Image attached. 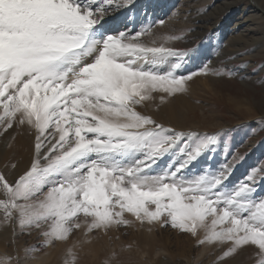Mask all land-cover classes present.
I'll return each instance as SVG.
<instances>
[{"label":"snow or ice","instance_id":"obj_1","mask_svg":"<svg viewBox=\"0 0 264 264\" xmlns=\"http://www.w3.org/2000/svg\"><path fill=\"white\" fill-rule=\"evenodd\" d=\"M106 10L93 0H0V129L18 119L36 131L30 169L13 183L0 174L3 220L22 229L50 222V243L79 228L80 213L93 217L89 231L127 225L130 213L193 236L203 228L201 244L232 242L225 256L254 246V264H264V201L254 202L252 188L223 192L227 168L180 175L216 136L176 132L137 111L154 92H185L196 73L180 75L176 52L140 42L152 25L111 34ZM173 150L176 162L152 173Z\"/></svg>","mask_w":264,"mask_h":264},{"label":"rangeland","instance_id":"obj_2","mask_svg":"<svg viewBox=\"0 0 264 264\" xmlns=\"http://www.w3.org/2000/svg\"><path fill=\"white\" fill-rule=\"evenodd\" d=\"M151 1L93 0L107 9L105 13L116 5V9L131 11L134 6L149 5ZM257 5L264 11V0H168L167 9L160 16L148 17L140 10L128 12L123 21L131 19L134 25L120 26L113 33L135 34L152 25L139 37L140 42L176 52L177 56L171 59L180 63V75L196 73L187 81V92H183L186 97L179 98L184 95L181 93L168 96L154 92L137 106V111L165 128L216 136L214 149L203 153L180 175L198 179L227 168L221 190L233 192L247 183L254 202L264 201V12L253 8ZM161 20L163 24L159 23ZM205 67L208 72L202 74ZM161 96H165L163 101ZM35 144V129L18 119L7 131L0 129V145L6 154H11L8 161L0 164V174L11 166L9 183L30 169L36 158ZM27 146L30 160L20 172L18 163ZM46 148L47 144L41 151ZM180 155L173 150L153 165L151 172L162 173ZM5 198L0 189V199ZM124 218L127 225L89 231L93 217L80 213L73 218L79 228L73 227L65 240L48 243L49 238L43 233L50 222L22 229L18 219L5 222L0 210V264H254V246H241L225 256L232 242L201 244L206 235L203 228L193 236L161 227L158 222L141 223L130 213H124ZM211 219L208 217L206 223L210 225ZM122 230L127 233L124 235ZM86 238L96 241L98 248L86 246Z\"/></svg>","mask_w":264,"mask_h":264},{"label":"bare ground","instance_id":"obj_3","mask_svg":"<svg viewBox=\"0 0 264 264\" xmlns=\"http://www.w3.org/2000/svg\"><path fill=\"white\" fill-rule=\"evenodd\" d=\"M134 4V3H133ZM167 4H168V0H152L151 1V3L149 4V5H141V6H138V7H136V6H134V5H132V6H134V8L131 10V11H129V9H122V10H119V9H116V6L115 7H113L112 8V10L109 12V13H105L104 15H103V17H101L100 19H101V21H102V23L104 24V27L105 28H107V29H110V30H112V32H111V34H113L114 32H116L117 30H118V28H120V26H124V27H132L133 25H134V23H133V21L131 20V19H128L126 22H124L123 21V19L127 16V14H128V12H136V11H142L143 13H145L148 17H151V16H160L161 14H163L165 11H166V9H167ZM109 8V7H108ZM111 8V7H110ZM109 8V9H110ZM254 9H256V11L257 10H259L260 12H264L258 5L257 6H255V7H253ZM131 9V8H130ZM128 10V11H127ZM129 18H130V16H129ZM136 27V26H135ZM128 29H130V28H128ZM131 30H129L128 32L129 33H131L130 32ZM191 88V87H190ZM188 89V88H187ZM192 90V89H191ZM185 92H187V90L185 91ZM184 92V93H185ZM184 93H181V94H184ZM178 95H179V93H178ZM181 97H186L185 96V94L184 95H182V96H180L179 98H181ZM175 98L176 97H174L173 99L175 100ZM178 97H177V100L179 99ZM168 99V98H167ZM184 99V98H183ZM174 100H173V102H174ZM181 100V99H180ZM182 101V100H181ZM186 101H187V99H186ZM191 101V100H190ZM173 102H171V103H173ZM183 102H184V100H183ZM182 102V103H183ZM189 102V101H188ZM171 103H169V104H171ZM187 103V102H186ZM180 104H181V102H180ZM175 105V104H174ZM188 105V104H187ZM160 108V107H159ZM172 108V107H171ZM182 108V107H181ZM175 109V108H174ZM3 145V144H2ZM30 144L28 143V146H29ZM21 146V145H20ZM28 146H27V148L25 149H23L24 150V157H23V159L18 163V168H19V171L20 172H24V169L26 168V166H27V164L29 163V160H30V156H31V154L29 153V149H28ZM3 147L0 145V164H4L6 161H8L7 160V157L8 156H10L11 154H10V152H9V154L7 153L6 154V151H4L5 149H2ZM30 149H31V147H30ZM14 168V167H13ZM3 168H1V170H2ZM4 172H3V175L5 176V178L6 179H10V171H11V166L9 167V165L8 166H6L5 168H4ZM15 173V172H14ZM21 174V173H20ZM17 175V174H16ZM117 232V231H116ZM120 232H122L123 234L124 233H127V231H124V230H122V231H120ZM91 233V232H90ZM117 233H119V232H117ZM116 233V234H117ZM114 234V233H113ZM144 234H146V233H144ZM117 235H120V233L119 234H117ZM125 235V234H124ZM88 238V237H87ZM86 238V241H85V245L86 246H88V247H90V248H98V247H96V241H94V240H92V239H87ZM89 238H91V237H89ZM108 238V237H107ZM147 242V241H146ZM99 246V245H98ZM23 250V249H22ZM99 254V253H98ZM148 254V253H147ZM146 255V254H145ZM140 261V260H139ZM143 262V261H142ZM37 263V262H36ZM131 263V262H130ZM132 264V263H131Z\"/></svg>","mask_w":264,"mask_h":264}]
</instances>
